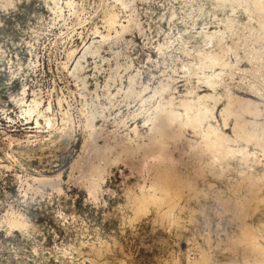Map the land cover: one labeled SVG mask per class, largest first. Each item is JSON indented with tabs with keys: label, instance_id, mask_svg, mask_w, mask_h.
<instances>
[{
	"label": "rangeland",
	"instance_id": "1",
	"mask_svg": "<svg viewBox=\"0 0 264 264\" xmlns=\"http://www.w3.org/2000/svg\"><path fill=\"white\" fill-rule=\"evenodd\" d=\"M228 93L261 106L250 137ZM206 94L230 138L145 152ZM263 126L264 0H0V264H264Z\"/></svg>",
	"mask_w": 264,
	"mask_h": 264
},
{
	"label": "bare ground",
	"instance_id": "2",
	"mask_svg": "<svg viewBox=\"0 0 264 264\" xmlns=\"http://www.w3.org/2000/svg\"><path fill=\"white\" fill-rule=\"evenodd\" d=\"M221 78H222L221 77V73H219L218 75H212L211 78L207 81V83H208L209 86L212 87V89H214L215 86L217 85V83L219 82V79H221ZM169 88H170V85H168V84L167 85H163L161 90H158L155 94L162 93V91H166V90L169 91ZM130 91L133 92V93L136 92V91L134 92L133 89H131ZM136 95L138 97H142L141 93L136 94ZM151 97H153V96H151ZM198 97H199L198 100H185V101L182 100V104L181 105L183 106V108L185 109V111L187 113L186 117H184V114L182 112H180L179 110L176 109V108H179V107H172L171 109H169L166 106L169 110H166V112L164 114H161L160 116H156L155 118H150L151 122H152V125H151V123H150V125L152 126V128H151V133L149 135L148 143L145 142L143 145H141V147L145 150V152L146 151H148V152L163 151L164 149L169 148L171 146L170 139H172V138H181L182 139L183 137H185V138L187 137V136H185V133L183 132L184 127H187V125H190L191 128L196 129L197 125H199L203 121H205L209 125V127H208L209 129L208 130L211 131L212 133H215L216 136H218L220 138H225V137L230 138L223 131L219 130V128L215 127V125L213 123V119H212V117H214L213 116L214 107L217 106V104L221 100V98L219 96L215 95V94H206V95H203V96H199L198 95ZM226 98L229 101V105L225 106V108L223 109V113H222L223 120L227 124L229 122L228 121L229 116H234L235 119H236L234 128L236 129L237 137L244 139L245 138L244 137L245 134L242 133V131L244 132V129H246L244 127H245V125L247 123H251L250 124L251 127H252V125H255V126L260 125V123H258L257 121H252V122L248 121L244 117V115L247 114V113H251V114L254 113L253 116L259 114V112H260L259 108L261 106L259 107L258 103L256 101H253L251 99H244L243 97H240V96H237L236 100H234V101L232 100L231 101L230 93L227 94ZM142 99H143V97H142ZM149 100H151V99H149ZM208 101L214 103V107L213 108H211V106L207 105ZM172 104L173 103H171L170 105H172ZM36 105H38V100H36ZM233 105H236V108L238 109L237 113H233V110H231V107ZM175 106H177V105H175ZM195 107H196V109H194V114L193 115H189L190 114L189 110H192ZM250 107H251V109L252 108H255V109L250 110ZM261 111H263V110H261ZM89 124H90V122H89ZM94 126H93V128H94ZM246 126L248 127V125H246ZM247 131H248V129H247ZM135 132H137V130H135ZM94 137H96V136H94ZM248 137H250V136H248ZM248 140H249V138H248ZM139 145H140V143H139ZM103 149H105V148H103ZM90 150H92V149H90ZM101 151H103V150H101ZM129 152L130 151H128L125 148L123 150V153H119L118 156L115 158V160L122 159L123 155L124 154L128 155ZM148 152H146V153H148ZM104 155H99L98 163L95 164L94 167H92L90 169L88 168L90 170V175L92 177H94V178L101 177L107 171V165H108V163H110V158L107 157L108 156L107 154H106L107 156H104ZM85 167H87V166H85ZM94 184H95V182L91 181L90 186L93 187Z\"/></svg>",
	"mask_w": 264,
	"mask_h": 264
}]
</instances>
